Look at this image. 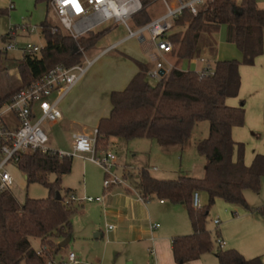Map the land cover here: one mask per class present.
Returning a JSON list of instances; mask_svg holds the SVG:
<instances>
[{
  "label": "trees",
  "instance_id": "trees-1",
  "mask_svg": "<svg viewBox=\"0 0 264 264\" xmlns=\"http://www.w3.org/2000/svg\"><path fill=\"white\" fill-rule=\"evenodd\" d=\"M40 1L50 7V0H36ZM154 1L139 0L141 10L131 18L134 27L150 22L147 8ZM2 15L5 11L0 9ZM222 26L226 28L227 42L241 54L240 61H216L212 74L206 76L189 70L169 73L151 85L147 82L150 63L133 60L137 73L124 90L110 94V114L100 119L96 128L97 149L106 146L111 138L127 142L146 139L162 147H183L198 123H208V136L196 145L198 155L206 160L202 178L181 176L160 180L146 169H141L136 176V190L141 196L185 206L192 233L171 240L176 264L198 260L213 251L220 235L216 229L214 238L207 224L216 200L264 215L261 209L250 207L244 198L245 191L260 192L264 155H255L251 165L245 166L244 145L232 138L233 128L244 124V102L238 107L226 104L227 99L237 98L239 94V67L253 66L255 59L263 54L264 9L259 8L256 0H242L240 5L235 0H206L197 15L185 11L174 20L176 31L172 28L167 36L172 45L170 55L177 64H182L199 57L203 48L212 53L213 36ZM40 30L45 44L37 53L23 54L17 65L22 83L17 90L30 86L58 65L70 68L80 64L79 48L84 52L94 49L109 31L105 28L91 32L75 41L58 20L48 19L41 23ZM5 60L6 53L0 52V72ZM17 90L0 97V103ZM71 163V158L39 153L20 157L17 169L24 174L27 185L40 184L49 195L46 199L26 198L18 204L8 192L0 194V264H46L47 257L60 253L56 241L70 237L71 218L76 213L70 190L63 195L61 189L62 177L70 173ZM50 174L55 176L53 182L47 180ZM195 192H204L208 204L193 208ZM31 240H39L41 247H46L44 257L37 256ZM216 258L217 264H263L261 257L246 259L237 250H221L218 246Z\"/></svg>",
  "mask_w": 264,
  "mask_h": 264
},
{
  "label": "rangeland",
  "instance_id": "rangeland-1",
  "mask_svg": "<svg viewBox=\"0 0 264 264\" xmlns=\"http://www.w3.org/2000/svg\"><path fill=\"white\" fill-rule=\"evenodd\" d=\"M10 0H1L0 9L5 11V15L0 16V52L7 43L15 44L16 49L6 52V60L2 63V71L0 72V97L14 92L21 87V78L17 70V65L22 59V49L26 44L44 45L45 41L42 38L40 25L45 19L57 22L56 17L51 9L48 8L45 2H36V0H14V9L9 10ZM242 0H235L237 5H240ZM260 8H264V0H256ZM6 6V7H5ZM165 8L159 0H155L147 8L149 20L164 14ZM22 25L29 27V35L21 36L20 30H16L17 36L10 38V40L3 38L10 33L11 28H19ZM132 29H136L134 24L129 23ZM105 28V27H104ZM108 33L96 44L94 49L81 53L82 58L87 57L93 59L103 49L107 48L113 43H117L127 36V32L122 26L108 25ZM100 28L98 29V31ZM176 31V28H173ZM173 31V32H174ZM27 32V33H28ZM9 36V35H8ZM214 50L217 55L208 54V62L202 63L199 60L193 62H183L181 65L176 63V60L171 55L148 57L147 54H153L152 47L149 44H140L136 39H129L121 43L117 50L105 53L100 56L92 66L86 71L82 83L84 81L83 97H81L75 117L78 119L77 123H72L70 120H65L54 124H44L43 129L46 132L51 146L56 151L71 152V136L77 131L85 130V134H91L96 130L97 125H94V118L100 114L102 116H109L111 110L110 96L106 98H98L97 93L103 85V80L111 75V70L107 68L108 61L117 56L126 58V53L137 54L145 56L150 66H153L155 61H161L165 64H171L177 68L181 67L184 71L199 72L208 64L211 68L214 66L216 60L240 61L241 55L237 48L227 42L226 28L222 26L217 34L214 36ZM6 39V40H5ZM207 55V54H205ZM132 63L135 65V63ZM82 64V62L80 63ZM249 67L246 66L245 69ZM248 71V70H247ZM103 75V78H101ZM241 79V74H240ZM248 81V76L242 75L241 82ZM147 82L151 85L156 84L147 78ZM87 84L90 93L87 95ZM124 90V89H123ZM244 96H248L244 94ZM69 97V96H68ZM247 98V97H246ZM67 99V98H66ZM64 101V100H63ZM63 101L60 103L61 108ZM239 102H246L244 98H230L226 101L227 106L230 103H235L238 107ZM246 104V103H245ZM6 120L12 122L10 115L4 116ZM60 121V120H59ZM88 131V133H87ZM209 125L207 122L198 123L192 131L190 139L183 147H162L152 140H134L124 141L117 139L115 143H111L100 148V150L111 151L116 156V172L122 178H126L125 186H112L110 189H105L103 182L105 179L104 171L94 165L93 163L79 158H72L71 171L64 175L61 180L62 194L66 190H70V194L74 195L78 200L84 198L99 199L109 194L123 193L124 189L129 192L131 197L136 198V176L141 169H146L150 174L160 180L175 179L177 177H196L202 178L204 174V167L206 160L204 157L198 155L196 145L208 136ZM237 143L244 145V164L245 158L253 152V148L249 146V131H239ZM252 142H258L252 140ZM254 144V143H253ZM264 148V142L262 144ZM263 155V154H260ZM252 163V161H251ZM249 165L245 166H250ZM156 169V171L153 170ZM9 171L14 179V186L8 193L14 197L18 204H22L26 198L30 199H46L49 195L48 190L42 185L33 183L27 185L25 176L20 172L16 166L9 168ZM48 182H53L55 176L47 175ZM245 201L253 209H261L264 214V179L261 181L260 192L255 194L251 191H245ZM139 194V193H138ZM201 206L208 204V197L204 192H198ZM206 197V201H205ZM116 197L113 199L116 202ZM118 199V198H117ZM137 199V198H136ZM157 197H151V200L142 204L146 207L147 212L142 216V220L133 222L135 226H142L146 235L137 233L132 239L114 240L112 231L108 230L110 224H114L106 220V210L98 201L93 203H78L73 202L76 208V213L71 218V234L69 249L75 254L76 264H147L151 262L147 249L151 246L150 238L156 235L169 236V225L171 219L165 213L167 208L175 207L173 204L166 202L164 206L159 204ZM142 206V207H143ZM242 207H235L225 203L222 200H216L211 206L208 217L207 227L212 236L215 238L216 229H218L213 221L220 220L221 225L224 224L226 218H241ZM264 217V215H262ZM175 219V218H174ZM174 224L181 226V222L185 223L186 230L189 233L180 236L189 235L192 229L186 213L183 214L182 219L176 218L173 220ZM158 224L159 228L155 231L150 230V226ZM230 233L234 237L243 236L245 230H249L247 237L241 241L249 244V250L252 252H262L255 257H264V223L253 219L242 220L239 224L229 226ZM249 228V229H248ZM244 229V230H243ZM242 230V231H241ZM152 232V233H151ZM188 232V231H187ZM96 234H100L96 240ZM165 238V237H164ZM168 238V237H167ZM65 240V239H63ZM170 241V237L168 238ZM99 242V246L95 247V242ZM61 241H59L60 243ZM58 244V243H57ZM167 244V243H166ZM213 251L203 255V259H209L217 264L215 255L217 251L216 243L213 244ZM34 248L38 247L37 242H33ZM63 250V248H62ZM67 250L65 251L66 254ZM65 255L62 256L61 251L55 256V262L65 260ZM50 259V257H47Z\"/></svg>",
  "mask_w": 264,
  "mask_h": 264
},
{
  "label": "built area",
  "instance_id": "built-area-1",
  "mask_svg": "<svg viewBox=\"0 0 264 264\" xmlns=\"http://www.w3.org/2000/svg\"><path fill=\"white\" fill-rule=\"evenodd\" d=\"M159 1L163 4L166 12L136 29H132L129 23L132 16L141 10L139 0H50L49 6L62 29L75 41L86 34L98 31L99 28L100 30L105 29L108 25L122 26L126 30L127 36L112 45L108 51L115 49L126 40L136 39L140 44H149L155 54L163 56L170 55L172 52V45L167 40V36L173 28L174 20L185 11L192 16L197 15L199 7L206 0ZM8 9H14V0H10ZM28 28L25 25L16 29L11 28L6 39L14 38L16 30L24 31ZM43 46L28 43L22 52L23 54L37 53ZM15 49V44L7 43L2 52L6 53ZM79 52L83 53L84 51L79 48ZM104 53L98 54L93 59L85 56L82 58V64L70 68L58 65L30 86L17 90L9 99L0 103V194L11 191L14 186V179L9 168L13 165L17 167L21 156L35 153L57 156L58 158L87 160L104 171L103 186L105 189H110L112 186L126 187L125 179L118 175L115 169L116 156L111 151L97 149L96 130L91 134H73L71 136V152H63L56 151L51 147L49 138L43 129L44 124H56L61 119L59 104ZM200 62L205 63L202 59ZM162 71H164V75L185 72L181 67L177 68L158 60L148 71L147 78L159 82L164 76H161ZM212 72L213 67L211 68L207 64L197 73L206 76ZM6 115L11 116L12 122L4 118ZM136 198L142 204L151 200V197H143L138 193H136ZM70 201L90 203L95 199L88 197L78 200L74 195H71ZM159 202L160 204L164 203L162 200ZM192 206L195 209L201 207L198 192L192 195ZM213 224L218 226L219 221L215 220ZM158 228V224L150 226L151 231ZM150 242L151 246L147 252L151 262L147 264H158L157 252L153 245L154 236H151ZM216 245L219 249H224V242L220 238H217ZM45 252L46 247H41L36 251V254L44 257ZM54 258L47 259L46 264L77 263L75 254L68 250L65 260L56 263Z\"/></svg>",
  "mask_w": 264,
  "mask_h": 264
},
{
  "label": "crops",
  "instance_id": "crops-1",
  "mask_svg": "<svg viewBox=\"0 0 264 264\" xmlns=\"http://www.w3.org/2000/svg\"><path fill=\"white\" fill-rule=\"evenodd\" d=\"M0 7H3L1 3H0ZM261 9H264V8H261ZM25 26L27 27V25ZM27 32H28L27 29L24 31H20V35L21 36L29 35L30 32L28 33ZM15 36H17V33H15L14 37ZM114 44L116 43L109 45L107 48L103 49L100 53H103V52L109 53V52L115 51L117 50L119 45H121L119 44L115 49L108 51V49ZM36 46H43V45H36ZM210 53L211 52H209L207 48H203L201 50L199 57L193 59L191 62H193L196 59L199 61L200 59H202L206 63L208 62V54ZM211 54L216 56L217 52L214 50ZM126 55L128 56L126 58L117 56L116 58L110 59L108 61L107 68L109 67V69L112 72L108 78H105L103 80V85L100 87L97 93L98 98L100 97L106 98L110 96L112 92L122 91L123 89L126 88L130 80L134 77V75L138 71L136 65H134L132 61H130L131 58L139 62H142V63H147V58L143 55L140 56L134 53L132 54L126 53ZM152 55H154L155 57L159 56L158 54H155L154 52L153 54H149V55L147 54L148 57H151ZM247 67L249 68L245 69L246 66H243V65L239 67V74H241V79H242V75L244 74V76H248V81L246 83L245 82L243 83V80H242L240 84L239 94L237 96L238 101H239V98H244L246 101L244 102V110H245L244 124L242 127L233 128L232 138L234 142L239 141L240 140L238 138L239 131H249V143H250L249 146L254 149L253 152L249 154L247 159L245 158V164L249 165L251 161H253L255 155L257 154L264 155V148L262 147V144L264 142V31H263V54L255 59L253 66H247ZM101 78H103V75ZM82 79L66 95V97L63 99L64 101L62 100L63 103H62L61 108L58 107L61 112V119L57 123L63 122L66 119L70 120L72 123L78 122V119L75 117V112L77 111L81 97H83L84 81L82 83ZM89 93H90V89L88 88V84H87V95ZM243 93L247 94L248 96H244ZM235 105H236L235 103H230L228 106L235 107ZM239 105H240V102L238 103V106ZM106 117L108 116H102L98 114L94 118V121H95L94 125H98L99 120L102 118H106ZM76 133L85 134V130L83 129L82 131H77ZM76 133L74 132L73 134H76ZM116 140H117L116 138H111L108 141L109 148L111 147L110 144L115 143ZM252 140H256L258 142H252ZM235 160H236V150L234 151V155H233V161ZM154 169L155 168H153V170ZM154 171H156V169ZM193 178H196V177H193ZM124 179L127 181L126 178ZM130 194H132V192H129L126 189H124L123 193L109 194L105 197L95 199L96 202L98 201L103 207H105V210L107 213L106 220L114 223L108 226V230L113 232L112 236L114 240H120V239L122 240L123 238L127 240L132 239L137 233L139 234L142 233L143 235H146L145 230H142L143 229L142 226L141 227L135 226L132 223L142 220V216H145V214L148 213L147 209L145 206L141 205V202H139L135 197H131ZM245 196L246 195L244 193V197ZM115 197H116L115 199L116 202L113 201ZM205 201H206V197H205ZM93 202H90V203H93ZM165 204L166 202L160 205L164 206ZM174 206L175 207L167 208L165 210L166 215L168 216L169 219H171L170 225H169V232H170L169 236L159 235L158 233L156 235L154 234L153 245L157 252V263L158 264H176L174 262L173 255H172L171 240L174 237L189 233V230H186L184 222L183 223L181 222V226L177 225L178 223L174 224L173 222V220H175L176 218L182 219L183 214L185 213L187 216L185 206L183 204H177ZM202 206H204V204H202ZM234 206L241 207L237 205H234ZM242 209L243 210L241 211V214H240L241 218H238V217L229 218L228 217L225 220L226 222L222 225L220 223V220L216 219L219 221V225L216 227L218 228L217 230L219 232L220 239L224 242L225 250L234 249L240 252L246 259H252L255 256L260 255L262 252L250 251L249 244H245L243 241H241L244 237H247L249 230L246 229L245 232H243L244 233L243 236L241 237H237V235L234 237L233 235L230 234L233 232H231L230 228L228 229V227L235 225V224H239V222L242 220L249 221V219H253V220H256L257 222L260 221L264 223V217H262L258 213H250L246 211L244 208ZM95 237H96L95 239L98 240V238L100 237V234H96ZM167 237L168 238L170 237V241L168 240ZM59 241H61L60 243L63 242V240H60V239L57 240L56 242L58 243V245H60ZM33 242H37L38 247L36 248L33 247V248L36 251H38L41 248L40 241L31 240V245ZM68 246H69V243L67 244L66 247L63 248V250H62V247L59 246L62 256H64L65 251L69 249ZM98 246H99V242L97 241L95 242V247H98ZM203 258L204 256H201L198 260H195V261H192L186 264H214V262L210 261L208 258L207 259H203ZM215 258H216V255H215ZM216 261H217V258H216ZM262 263L264 264V257L262 259Z\"/></svg>",
  "mask_w": 264,
  "mask_h": 264
},
{
  "label": "water",
  "instance_id": "water-1",
  "mask_svg": "<svg viewBox=\"0 0 264 264\" xmlns=\"http://www.w3.org/2000/svg\"><path fill=\"white\" fill-rule=\"evenodd\" d=\"M165 73H164V71H162L161 72V76H163ZM57 199H59V195H57ZM69 241H70V237H68V238H66L65 240H63V242L62 243H60V247H62V248H64V247H66L67 246V244L69 243Z\"/></svg>",
  "mask_w": 264,
  "mask_h": 264
}]
</instances>
